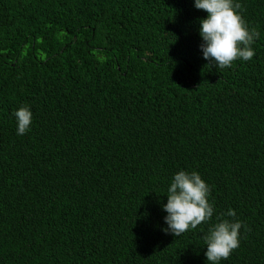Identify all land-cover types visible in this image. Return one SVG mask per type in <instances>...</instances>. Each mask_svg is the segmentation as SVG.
Segmentation results:
<instances>
[{
	"label": "trees",
	"instance_id": "16d2710c",
	"mask_svg": "<svg viewBox=\"0 0 264 264\" xmlns=\"http://www.w3.org/2000/svg\"><path fill=\"white\" fill-rule=\"evenodd\" d=\"M239 3L255 55L215 69L193 0H0V264H207L229 208L240 243L221 264H264V0ZM103 45L116 79L87 72ZM180 170L214 211L175 237L161 205Z\"/></svg>",
	"mask_w": 264,
	"mask_h": 264
},
{
	"label": "clouds",
	"instance_id": "9594fccd",
	"mask_svg": "<svg viewBox=\"0 0 264 264\" xmlns=\"http://www.w3.org/2000/svg\"><path fill=\"white\" fill-rule=\"evenodd\" d=\"M193 7L206 13V16L198 18L197 22L201 39L199 49L209 68L224 69L236 60L250 61L253 58L255 51L252 45L258 34L248 28L240 14L239 0H193ZM103 47L104 53H96L101 59L100 73L93 69L95 59L87 60V72L116 79L128 67L111 55L107 46ZM12 116L17 136L30 131L33 120L30 107L22 105L13 111ZM17 156L16 151H9L6 158L12 160ZM209 194L210 186L198 172L180 170L174 173L167 187V201L161 205L162 211L166 213L163 217L166 227L162 228V231L178 237L208 222L214 211L208 199ZM224 216L226 218H218L203 235L207 264H221L222 260H227L239 247L242 223L234 219L236 213L232 208H229ZM201 255L203 256V253ZM182 260L190 264V254L182 257Z\"/></svg>",
	"mask_w": 264,
	"mask_h": 264
}]
</instances>
